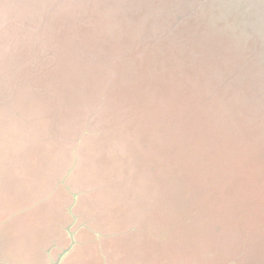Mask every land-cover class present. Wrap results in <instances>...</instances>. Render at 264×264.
Listing matches in <instances>:
<instances>
[{
  "label": "rangeland",
  "instance_id": "rangeland-1",
  "mask_svg": "<svg viewBox=\"0 0 264 264\" xmlns=\"http://www.w3.org/2000/svg\"><path fill=\"white\" fill-rule=\"evenodd\" d=\"M261 4L0 0L3 237L67 216L75 162L70 264H264Z\"/></svg>",
  "mask_w": 264,
  "mask_h": 264
},
{
  "label": "water",
  "instance_id": "water-1",
  "mask_svg": "<svg viewBox=\"0 0 264 264\" xmlns=\"http://www.w3.org/2000/svg\"><path fill=\"white\" fill-rule=\"evenodd\" d=\"M79 139L78 137V142ZM74 166L75 162L57 181L71 199V202L64 206L66 218L62 216L63 218L57 222L55 228H49L38 236H32L31 247L27 245L25 238L19 243L3 237L8 229L6 225L10 223L11 218L1 217L0 213L1 264H70L82 257L84 248L89 240L93 239L92 236L100 237V233L91 228L89 221L81 218L82 211L76 212L75 210L86 191L82 188L75 190L66 181V176L71 174ZM18 258L21 262L15 260Z\"/></svg>",
  "mask_w": 264,
  "mask_h": 264
},
{
  "label": "trees",
  "instance_id": "trees-1",
  "mask_svg": "<svg viewBox=\"0 0 264 264\" xmlns=\"http://www.w3.org/2000/svg\"><path fill=\"white\" fill-rule=\"evenodd\" d=\"M245 1H248V0H245ZM252 1H254V0H252ZM262 3L263 4H261L262 5V8L263 9H260V7L258 6V5H256L255 7L253 6L252 7V9H250V11H248V12H241L242 11V9L243 10H245V8H246V6H248V4H246V6L244 7V8H239L238 7V11H240V13H242V14H247L249 17H252L251 18V23H250V27H254L255 29H258V27H259V24H258V22H260V20H262V22L264 23V13H263V17L262 18H260L261 17V14H259L261 11H264V0H262ZM231 9V8H230ZM233 9V8H232ZM258 12V14L259 15H257L256 17H255V14ZM235 20H233V18L232 19H230V21H232V22H234V21H237V18H234ZM242 23V22H241ZM238 25H240V24H238ZM260 28H262V30H264V26L263 27H260ZM244 35H247L248 36V33H243ZM252 36H253V34H252ZM253 40V39H252ZM248 85H250L249 86V89H251V90H254L255 91V85L254 84H252V83H249ZM262 152L264 153V149L262 150ZM259 156H260V154H259Z\"/></svg>",
  "mask_w": 264,
  "mask_h": 264
}]
</instances>
